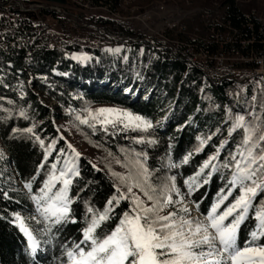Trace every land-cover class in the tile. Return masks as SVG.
Returning <instances> with one entry per match:
<instances>
[{
	"label": "trees",
	"instance_id": "trees-1",
	"mask_svg": "<svg viewBox=\"0 0 264 264\" xmlns=\"http://www.w3.org/2000/svg\"><path fill=\"white\" fill-rule=\"evenodd\" d=\"M99 1L102 0H92L93 3ZM104 2L115 5L117 0ZM240 12L232 2L228 3L223 21L230 22L244 36L254 35L256 42L249 44L247 50L252 48L258 52L263 49L264 29H260L255 17L249 18L253 23L249 25L244 13ZM37 23L36 13H21L18 20L0 22V27L5 28L0 30V264H65V248L82 238V229L89 217L87 209L92 207L102 212L108 207V201L117 195V188L127 192L113 173L127 176L129 169L125 164L136 159L137 153L147 157L144 162L151 173V184L162 189L174 182L184 196L194 205L198 204L195 208L199 216L207 214L222 189L226 194L231 169L220 167L210 178L207 174L212 169H205L197 177L200 187L191 195L187 194L185 181L195 177L204 162L217 151L220 155L213 163L218 166L236 154L243 138L241 129L229 135L236 116L243 115L250 124L264 126V79L252 77L240 82L225 77L212 81L185 57L147 44L137 70L141 84L148 87L149 97L127 102L126 97L106 85L97 84L104 82L106 76L111 82L123 77L120 63L112 66L106 57L100 63L93 61L80 65L64 57L66 52L80 50L81 46L91 54L104 57L101 44L93 46L82 41L73 44L60 41L59 45H54L50 41L53 35L46 27L31 41L22 39L35 34L32 25ZM98 23L107 32L125 34L123 27L111 20L101 19ZM99 37L107 39L102 35ZM232 64L243 66L241 63ZM53 69L67 74L57 75L52 73ZM125 79L130 82L129 76ZM77 87L82 93L79 97H72L70 91ZM49 99L56 104L51 105ZM96 103L124 106L149 122L162 117L169 107L171 110L165 123L146 130L112 125L105 130L95 124V127L91 123L81 124L72 111L66 110L73 107L83 110ZM65 122L73 128L72 136L93 158L82 151H75L79 153L78 157L73 153L59 129ZM138 140L142 142L138 143ZM185 157H188L187 163H184ZM65 167H75L79 173L70 177L72 183L68 192L73 201L70 220L76 222L55 225L50 221L48 249L45 252L37 249L32 253L15 218L19 213L28 219L34 209L28 194L14 186L9 176L14 173L21 181L31 184V193L39 196L45 181L53 173L58 176L59 169ZM205 179L207 183H204ZM60 186L57 181L56 189ZM136 190L145 203H150ZM236 195L238 189L221 208L232 202ZM261 200H264V193L254 200L255 207L250 209L248 219L241 225V243L250 239V232L256 224L255 208L259 207ZM112 208L111 219L103 226L106 231L116 226L132 204L126 199L119 205L113 204Z\"/></svg>",
	"mask_w": 264,
	"mask_h": 264
},
{
	"label": "snow or ice",
	"instance_id": "snow-or-ice-1",
	"mask_svg": "<svg viewBox=\"0 0 264 264\" xmlns=\"http://www.w3.org/2000/svg\"><path fill=\"white\" fill-rule=\"evenodd\" d=\"M88 117L105 130L107 125L143 130L152 127L143 117L116 108L95 109L88 112ZM257 120L260 118L257 117ZM80 123L90 124V120L81 119ZM91 126L95 127L94 124ZM237 129L243 131V138L230 161L226 160L219 166L213 163L220 155L217 151L216 155L204 162L195 177L185 181L188 185L187 194L191 195L200 187L197 177L205 169H212L207 174L209 178L220 167L231 169L226 194H223L225 190L222 189V194L207 214L193 217L188 206L164 213L170 205H183L184 197L174 182L170 187L165 185L162 189L151 184V173L144 162L147 157L137 153L136 159L125 164L129 169L127 176L113 173L127 192L117 188V195L108 201V207L102 212L92 207L87 209L89 217L82 229V238L65 248L66 264H264V200L255 208L256 224L250 232V239L239 242L241 225L248 219L250 209L255 207L254 200L264 193V126L250 124L245 116L238 115L229 135ZM27 131L31 132L32 129ZM40 143L43 145L44 141L41 140ZM72 151L79 156L75 149ZM187 161L188 157H185L184 163ZM52 167L55 169L56 165ZM78 174L75 167L61 168L58 176L53 173L45 181L40 195L33 196L45 221H51L55 225L76 222L74 219L70 220V205L73 201L68 192L72 183L70 177ZM171 179L175 180L174 177ZM57 181L61 184L58 189ZM207 182L205 179L204 183ZM25 187L31 189V184H26ZM134 189L143 193L150 203H145ZM237 189L239 194L221 211L220 206ZM171 193H175L180 199L173 200ZM126 199H130L132 208L124 212L114 228L106 231L103 226L111 219L112 205H119L121 200ZM195 206L198 208V204ZM15 219L20 230L27 236L32 253H35L37 241L32 232L19 215Z\"/></svg>",
	"mask_w": 264,
	"mask_h": 264
},
{
	"label": "rangeland",
	"instance_id": "rangeland-1",
	"mask_svg": "<svg viewBox=\"0 0 264 264\" xmlns=\"http://www.w3.org/2000/svg\"><path fill=\"white\" fill-rule=\"evenodd\" d=\"M213 2L214 0H117L115 5H109L104 0L98 3H93L92 0H66L65 3L47 0H0V22H8L9 19L18 20L21 13H6V10L10 9L11 12L17 10V4L19 3L25 8L32 7L28 13H36L38 18V23L32 25L35 34L29 39L27 36L22 39L31 41L39 33L41 35L42 28L46 27L48 33L53 35L50 41L54 45H59L60 41H65L69 44L82 41L93 46L101 44V51L104 57L87 52L83 46H81L80 50L66 52L64 57L80 65L93 61L100 63L106 57L112 66H117V63H120L123 77L121 76L117 81L111 82L108 80V76H106L104 82H98L97 84L106 85L111 91L119 93L121 97H126L127 102H131L136 98L142 99L149 96L148 87L146 88L141 84V76L138 75L137 70V65L147 44L157 49L166 48L173 55L185 56L186 59L187 57H191L199 68L200 66H209V71L206 72L208 77L210 74H214V70L217 69L215 68L217 61L219 62L220 59L225 60V56L218 54L214 56V53L209 52L205 45H208V41L212 39L213 35L219 41L229 40L231 36L227 32L219 35L209 28L213 20H223V10L220 9L214 13H199L200 9L214 8ZM250 6L256 7L258 11L262 12L259 14L264 18V0H250ZM101 19H108L116 24H120L125 30L124 36H120L121 34L115 31L107 32L100 26L102 24L98 23V20ZM0 30H5L3 25L0 27ZM23 33L26 35L27 31L24 30ZM100 35L105 36L107 39L103 40V38L99 37ZM212 49L214 50V46H212ZM129 61H132L130 65ZM232 63H239V60H227L226 64L217 70L218 77L225 78L232 76V78L244 82L248 75L247 65H243L242 63L243 67L233 66ZM203 71L205 72V70ZM52 73L63 76L67 74V72H61L57 69H53ZM105 73L109 74V71ZM126 76L130 77V82H126ZM70 93L72 97H79L82 92L77 87L71 90ZM49 102L51 105L56 104L52 99H49ZM99 108H116L139 115L124 106L111 103H96L83 110L75 107L67 108L66 110L72 111L74 116L79 117V121L88 118L91 124L101 126L88 117L89 111ZM170 110L171 107L167 109L162 117L150 122L151 125L154 127L157 124L165 123L166 116ZM117 126L123 127L122 125ZM59 129L72 149L89 154L85 146L78 143L74 136H72L73 128L68 123L61 124ZM89 155L92 157L91 154ZM9 180L14 186L24 190L28 194L34 214L29 216L28 219L19 213L16 216L19 215L24 220L25 225L37 241V248L45 252L51 243V233L48 226L50 221H45L42 212L38 210L39 206L36 200L33 199L34 195L29 188L25 187L28 183L18 179L14 173L9 176ZM179 191L184 197L183 205H170L164 210V213L176 211L181 206H188L191 216L195 217L193 214L195 212L194 205L184 196V193L180 189ZM134 192L140 196L136 189H134ZM171 195L173 200L180 199L175 193ZM224 207L221 208L220 206V210L222 211ZM37 221L40 222L38 223Z\"/></svg>",
	"mask_w": 264,
	"mask_h": 264
},
{
	"label": "built area",
	"instance_id": "built-area-1",
	"mask_svg": "<svg viewBox=\"0 0 264 264\" xmlns=\"http://www.w3.org/2000/svg\"><path fill=\"white\" fill-rule=\"evenodd\" d=\"M232 2L234 6L237 7V11H241L240 13H244V17H246L248 20L247 22L249 25H253L252 21L249 20L251 17H255L260 25V29H264V18L259 13H262L257 10L256 7L250 6V0H214V8L211 9L208 7V9H200L199 13H214L219 11L220 9L225 11L226 5L228 3ZM18 8L17 10L11 12L10 9L6 10V13H28L30 12V8H25L21 4H17ZM56 10V9H55ZM59 12V11H58ZM213 30V32L218 33L219 35L223 34L224 32H227L229 36H231V39L226 41H219L216 40L215 36L213 35L211 40L209 39L208 45H205L206 48H208L209 52L215 55H222L225 56L224 59H220L219 62L217 61V64L214 70V77L218 78L219 81L221 77H218L217 70L221 69L223 67L227 60L235 59L239 60V63H243V65H247V72L248 75L246 78H250L253 76H264V38L262 39V45L263 49H260L258 52L254 51L252 48L247 50V47L249 44H254L256 42L255 37H247L244 36L242 33H240V30H238L236 27H233L230 22L225 21H217L216 19L213 20L209 26ZM211 45H214V50H211ZM216 45V46H215ZM219 49V50H218ZM191 58V57H189ZM193 59V58H191ZM216 59V58H215ZM194 60V59H193ZM195 61V60H194ZM248 62V63H246ZM243 67V66H242ZM200 68H204L205 71H209V66L206 67L200 66ZM229 78H232L230 76Z\"/></svg>",
	"mask_w": 264,
	"mask_h": 264
},
{
	"label": "bare ground",
	"instance_id": "bare-ground-1",
	"mask_svg": "<svg viewBox=\"0 0 264 264\" xmlns=\"http://www.w3.org/2000/svg\"><path fill=\"white\" fill-rule=\"evenodd\" d=\"M185 57V56H184ZM186 58V57H185ZM187 60L188 61H190V62H194L195 63V61L193 60V59H191V58H189V57H187ZM193 60V61H192ZM202 70H205L204 68H201ZM207 71H205V73H206ZM210 77V79L212 80V81H215V80H217V78L216 77H214L213 75H210L209 76ZM263 78H264V76H262Z\"/></svg>",
	"mask_w": 264,
	"mask_h": 264
},
{
	"label": "water",
	"instance_id": "water-1",
	"mask_svg": "<svg viewBox=\"0 0 264 264\" xmlns=\"http://www.w3.org/2000/svg\"><path fill=\"white\" fill-rule=\"evenodd\" d=\"M47 1H52V2H57V3H65L66 0H47Z\"/></svg>",
	"mask_w": 264,
	"mask_h": 264
}]
</instances>
